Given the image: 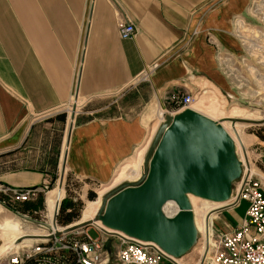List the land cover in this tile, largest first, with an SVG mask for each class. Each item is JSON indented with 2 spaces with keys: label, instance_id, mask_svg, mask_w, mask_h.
Masks as SVG:
<instances>
[{
  "label": "crops",
  "instance_id": "crops-1",
  "mask_svg": "<svg viewBox=\"0 0 264 264\" xmlns=\"http://www.w3.org/2000/svg\"><path fill=\"white\" fill-rule=\"evenodd\" d=\"M249 2L0 0V183L38 187L63 169L100 185L110 181L136 151L145 154L160 124L152 121L177 91L193 93L200 108L221 114L240 95L219 69L216 51L239 47L232 22L247 17ZM119 21L133 24L136 34L122 39ZM72 104L70 129L55 134L50 146V132H39V122ZM247 207L240 200L212 213L211 235L240 226ZM112 239L107 264H117ZM204 248L197 239L178 263L199 264Z\"/></svg>",
  "mask_w": 264,
  "mask_h": 264
},
{
  "label": "built area",
  "instance_id": "built-area-1",
  "mask_svg": "<svg viewBox=\"0 0 264 264\" xmlns=\"http://www.w3.org/2000/svg\"><path fill=\"white\" fill-rule=\"evenodd\" d=\"M247 9V17H234L230 31L239 47L235 52L216 51L218 67L236 91H252L256 87L264 89V0H250ZM117 28L122 39H130L137 32L133 24L125 21H119ZM157 67L158 63H154L149 69ZM149 73L142 75L143 80ZM195 100L193 93H172L168 97L169 107L157 114L161 119L159 123H163L166 114L174 115L191 108ZM236 155L242 161V171L233 184V194L228 202L232 205H237L240 200L247 202L244 220L240 226L220 233L219 238H214L208 232L207 242L205 231L200 234L201 230L197 228L198 239L202 235L204 252L207 250L199 264H264V175L253 172L249 162L246 163L239 155L237 144ZM49 184L47 181L38 187H11L0 183V212L10 210L26 222H35V217H40L37 223L41 231L19 234L22 236L15 239L18 243L9 248L8 264H107L109 253L104 245L109 238L116 240L117 264H179L178 259L163 252L154 242L135 239L108 228L105 232L96 222L91 226L97 227L99 235L93 237L89 234L91 226L62 231L67 225L59 226L56 223L58 209L51 218L46 208L19 209V205L34 202L48 193L51 190ZM45 218L48 221H43ZM57 231L61 233L56 234ZM31 234L38 237L24 238Z\"/></svg>",
  "mask_w": 264,
  "mask_h": 264
},
{
  "label": "water",
  "instance_id": "water-1",
  "mask_svg": "<svg viewBox=\"0 0 264 264\" xmlns=\"http://www.w3.org/2000/svg\"><path fill=\"white\" fill-rule=\"evenodd\" d=\"M75 110L76 104H73L71 119ZM223 119L232 124L238 121L252 125L264 123V119L228 116ZM143 162L137 180L126 181L107 192L92 218L70 223L62 231L90 227L99 221L103 231L108 228L135 239L154 242L163 252L178 259L189 252L198 239L189 199V195H196L223 203L207 214V242L208 218L227 204H232L227 201L233 194L234 182L241 176L242 161L237 158L236 144L229 132L220 121L194 109L185 108L174 115L166 114L148 145ZM167 201H172L178 208L173 214L164 212L163 206ZM115 232L109 233L116 235ZM112 242L113 239L109 238L104 245L109 254ZM206 252L205 249L203 257Z\"/></svg>",
  "mask_w": 264,
  "mask_h": 264
},
{
  "label": "rangeland",
  "instance_id": "rangeland-1",
  "mask_svg": "<svg viewBox=\"0 0 264 264\" xmlns=\"http://www.w3.org/2000/svg\"><path fill=\"white\" fill-rule=\"evenodd\" d=\"M237 93L241 97L240 96L238 97L237 102H230L228 104V107L223 109L221 114L215 113L214 111L209 110L208 108L207 109L200 108V106L196 104L197 101L193 104L194 105L193 107L195 109H198V108L201 109L203 113L211 115L216 119H219L222 115L223 116H235L233 111L229 112L231 108H234V107L235 108L240 107L242 111L236 116V118L246 117V118L264 119V89L263 88L256 87L252 91L241 90V91H237ZM72 106L73 104L68 105L67 107H61L55 113L51 115H46L45 118H43L42 121L39 122L38 124L39 132H41L42 134H44L45 131L50 132V134H48V137H47L48 143L49 141L50 142L53 141L55 134L59 133V134H62L63 136L67 131V127L69 129V126H70L69 118L72 112V109H71ZM222 119H219L217 121H221ZM155 122L156 123L159 122L158 117H156L152 121L154 126H155L154 124ZM225 125H226V128L230 130L231 136L232 137L234 136L233 137L234 140L237 141L234 132L229 127V124H225ZM238 126L240 129V137L243 141V144L245 145L247 159H248L249 164L251 165L253 172H264V123L263 124H253V125H249V124L244 125V123H238ZM136 152L134 156H132L131 158L127 159L126 161L122 162V164L119 165V167L117 168L116 172L114 173L110 181L105 182L102 185L95 183L94 181L90 179L87 180V179L77 178L71 175L70 172H68L67 170H63L62 172H60V174L58 173V176L55 178V181L52 184H49L50 189L54 190V188L60 184H62L63 189H64V192H62L63 199L60 200V204L58 208L59 211H58V216H57V221H58L57 224L59 226H64L70 223H75L76 221H79V220H84L83 212L89 208L90 202H93L98 199L101 200L102 195L105 194V192L102 190L105 187L104 185L110 183L113 180V177L115 178L113 184H116L117 181L122 182L124 180H128V179L134 180L138 178L137 176L139 175L138 173H140L142 166L139 168L138 167L139 163L134 162V160H136L138 157L140 158L139 161L143 160L144 155L142 156L140 153V155L136 156L137 155ZM238 152H239V155H241V157H242V154L244 155L243 149L240 146L238 147ZM135 169H137L138 175L132 174L134 173ZM134 174H136V172ZM109 186H106V187H109ZM46 197H47V193L45 195H42L38 200L34 202H30V203H33L34 207L39 210H44L46 208L51 218L52 210L49 209L46 205L45 199L46 201L48 200V197L47 198ZM64 199H67L68 201H71L73 203V208H71V210L73 212H76L77 214V216H75V218L70 223H67V224H63L61 222L59 223L60 216L67 213V211H70V210L62 211V209L60 208V205ZM190 200L192 202L194 214L199 220L203 218L204 215H206L205 214L206 211H209L211 208L215 206H219L213 202H207L197 197L195 198L190 197ZM242 204L244 206L246 205L248 206L245 200H242ZM165 206L166 207L168 206V208L174 207L173 203L171 202L167 203ZM24 208H25V205H19L20 210L26 211L28 209V208H25V209ZM35 218L37 220L35 222L33 221L26 222L20 217L15 216L14 213L10 210L3 209L0 212V264H8L7 255H8L10 246L9 247L7 246L12 243V240L16 236H18L22 232L23 233L24 232L37 233L41 231L40 229H38L39 225L37 223L40 217L36 216ZM45 220L48 221V218L43 219V221ZM32 223H35V225ZM18 226H19L18 228L19 230H16V232L13 231L12 233L13 227L16 228ZM198 229L201 230L200 231V234H201V232H203L202 229L199 227ZM89 234L90 236L96 237L99 235V232L94 226H92L91 230L89 231ZM202 241L203 240H202V235H201L199 238V242H202ZM200 244L201 243L197 245V248H199Z\"/></svg>",
  "mask_w": 264,
  "mask_h": 264
},
{
  "label": "bare ground",
  "instance_id": "bare-ground-1",
  "mask_svg": "<svg viewBox=\"0 0 264 264\" xmlns=\"http://www.w3.org/2000/svg\"><path fill=\"white\" fill-rule=\"evenodd\" d=\"M194 106V105H193ZM192 106V107H193ZM190 108V109H193V108ZM195 110V109H194ZM233 111V110H232ZM233 113L235 114V116H233V117H236L239 113H241V111H240V109H236V110H234L233 111ZM214 118V117H213ZM224 118V117H223ZM230 118H231V116H230ZM70 119H71V115H70ZM245 119V118H244ZM71 120H73V119H71ZM161 120V119H160ZM160 120H159V122H160ZM248 120H250V119H248ZM222 121V122H221ZM220 121V123H221V125H222V127H224L225 128V130H227L228 132H229V134L231 135V132H230V130H228L227 128H226V125L225 124H229V127H230V129L234 132V134H235V136H236V140L238 141H235V144H237V146L239 147H241L242 149H243V147H242V145L244 146V148H245V145L243 144V142H242V140H241V137H240V131H239V129H237L236 128V126L238 125V123H244V124H249V125H252V124H250V123H247V122H240V121H238V122H235L234 124H232V122H230V121H226V120H221ZM227 122V123H226ZM234 137V136H233ZM153 138V137H152ZM234 139V138H233ZM152 140V139H151ZM151 142V141H150ZM149 142V143H150ZM237 142V143H236ZM149 145V144H148ZM148 147V146H147ZM147 150H148V148H147ZM146 150V151H147ZM243 152H245L244 153V155L242 154V157H243V159H245V161L247 160L248 161V159H247V153H246V151H243ZM145 154H146V152H145ZM145 154H144V156H145ZM143 159H144V157H143ZM143 162V161H142ZM144 163V162H143ZM142 168H143V164H142ZM141 172H142V169H141ZM141 172H140V174H141ZM140 174L138 175V178H139V176H140ZM134 175H137V173L136 174H134ZM134 177H136V176H134ZM124 178H125V176H124ZM129 178H131V177H129ZM138 178H136V179H134V180H137ZM114 180H115V178L113 177V180L110 182V183H108V184H106V185H104L105 187L102 189L104 192H105V194H107V192H109V191H111V190H113V189H115V188H117L120 184H122V183H124V182H126V181H134V180H124V181H122V182H118L117 181V183L116 184H118V185H116V184H113V182H114ZM117 180V179H116ZM122 180V179H121ZM113 184V185H112ZM109 185H111V186H109ZM114 185H116V186H114ZM106 186H109V187H106ZM105 190H107V191H105ZM62 192H64V189H63V186H62V184H60V185H58L57 187H55L54 188V190L53 189H51L48 193H47V197H48V200H47V207L49 208V209H51V210H53L52 211V215H54L55 214V212L57 211V209L59 208L58 206H59V201H60V199L62 198ZM105 194L104 195H102V197H101V200L100 199H98V200H95V201H93V202H90V205H89V208L87 209V210H85L84 212H83V219L85 220V218H92L96 213H97V211L99 210V206H100V204H101V201H102V198L105 196ZM49 195V196H48ZM64 195V194H63ZM190 197H197V198H199V199H202V200H205V201H207V202H213V203H217V204H221V203H218V202H214V201H208V200H206V199H204V198H200L199 196H194V195H189V199H190ZM169 202H171V203H173L172 201H167V202H165V204H164V212H166L167 214H173L174 212H176L177 211V206L173 203V205H174V207H171V208H168V206L166 207L165 205L167 204V203H169ZM190 203H191V200H190ZM170 205V204H169ZM223 205V203L221 204V206ZM191 206H192V203H191ZM218 207H220V206H218ZM211 208V207H210ZM213 208H216V207H213ZM213 208H211V209H213ZM166 209V210H165ZM210 209V210H211ZM192 210H193V206H192ZM210 210L209 211H206L205 212V214L206 215H204L203 216V218H201L200 220L199 219H197V217L195 216V214H194V210H193V216H194V221H195V224H196V226H197V228L199 227V228H201L202 229V231L204 232V231H206V218H207V214L210 212ZM96 212V213H95ZM173 212V213H172ZM95 213V214H94ZM204 213V212H203ZM94 214V215H93ZM93 215V216H92ZM210 217H211V215H210ZM210 217L208 218V220H209V228H210ZM88 219V220H89ZM96 223H98L99 225H101V223L99 222V221H96ZM16 230H19L18 229V227H16V228H14L13 227V229H12V233H13V231L14 232H16ZM208 232H210V229H208ZM10 233V232H9ZM10 235V234H9ZM19 236H22V235H18V236H16L13 240H12V243L10 244V245H8L7 247H12L13 245H16L17 243H18V241H16L15 242V239L16 238H18ZM24 238H26V237H24ZM15 242V243H14ZM9 247V248H10ZM8 249V248H7Z\"/></svg>",
  "mask_w": 264,
  "mask_h": 264
},
{
  "label": "trees",
  "instance_id": "trees-1",
  "mask_svg": "<svg viewBox=\"0 0 264 264\" xmlns=\"http://www.w3.org/2000/svg\"><path fill=\"white\" fill-rule=\"evenodd\" d=\"M53 140H54V138H53ZM49 144L51 146L54 143H53V141H51V142H49ZM58 144H59V141L57 140V143L54 146L58 147ZM55 155H58V152H56ZM56 164H57V157L55 158L54 161L51 162L52 170L54 171L53 173H56V171H57V165ZM55 178H56L55 175L52 176V182H50L51 184L55 181ZM24 205H25V208H28L27 210H30V206H31L30 203H25ZM60 208L62 209V211H65V210H70V211H67V213H65V214L60 216L59 223L60 222L63 223V224L70 223L75 218V216H77L76 212H73L71 210V208H73V203L71 201H68L67 199H64L62 201V203L60 205ZM57 216H58V214H57ZM57 216H56V223H58Z\"/></svg>",
  "mask_w": 264,
  "mask_h": 264
},
{
  "label": "flooded vegetation",
  "instance_id": "flooded-vegetation-1",
  "mask_svg": "<svg viewBox=\"0 0 264 264\" xmlns=\"http://www.w3.org/2000/svg\"><path fill=\"white\" fill-rule=\"evenodd\" d=\"M192 203V202H191Z\"/></svg>",
  "mask_w": 264,
  "mask_h": 264
}]
</instances>
